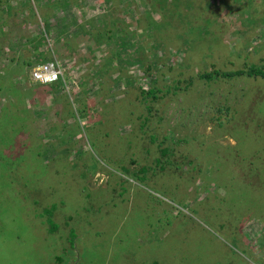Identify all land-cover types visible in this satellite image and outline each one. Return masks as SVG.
I'll return each instance as SVG.
<instances>
[{
  "label": "rangeland",
  "instance_id": "rangeland-1",
  "mask_svg": "<svg viewBox=\"0 0 264 264\" xmlns=\"http://www.w3.org/2000/svg\"><path fill=\"white\" fill-rule=\"evenodd\" d=\"M250 66L264 0H0V264H264Z\"/></svg>",
  "mask_w": 264,
  "mask_h": 264
},
{
  "label": "built area",
  "instance_id": "built-area-1",
  "mask_svg": "<svg viewBox=\"0 0 264 264\" xmlns=\"http://www.w3.org/2000/svg\"><path fill=\"white\" fill-rule=\"evenodd\" d=\"M60 70L53 64H42L34 67L31 72V78L35 81L47 83L57 78Z\"/></svg>",
  "mask_w": 264,
  "mask_h": 264
},
{
  "label": "trees",
  "instance_id": "trees-1",
  "mask_svg": "<svg viewBox=\"0 0 264 264\" xmlns=\"http://www.w3.org/2000/svg\"><path fill=\"white\" fill-rule=\"evenodd\" d=\"M242 73H247V74L254 75V76L264 77V67L250 66V67H248V69H246V71L238 70V71H235V72L220 71V70L205 71L204 73L200 74V77L204 78V79H209V78L216 77V76L233 77L236 74H242ZM162 151H165V148Z\"/></svg>",
  "mask_w": 264,
  "mask_h": 264
}]
</instances>
